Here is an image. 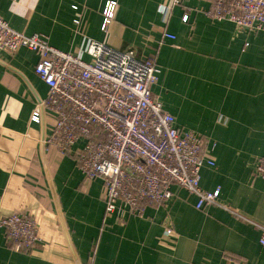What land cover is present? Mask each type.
I'll return each mask as SVG.
<instances>
[{"label": "crops", "instance_id": "0c3cea01", "mask_svg": "<svg viewBox=\"0 0 264 264\" xmlns=\"http://www.w3.org/2000/svg\"><path fill=\"white\" fill-rule=\"evenodd\" d=\"M108 1L119 7L106 32ZM172 2L0 0V17L85 61L92 40L155 60L154 95L179 129L213 147L216 165L202 167L200 182L207 191L220 190L217 203L199 210L194 195L173 185V197L142 219L106 217L102 180H86L74 153L63 155L48 143L49 111L32 121L48 96L34 70L38 55L0 50V219L25 214L39 236L35 246L16 252L0 229V264H264V178L255 169L264 156V32L239 31L198 12L185 24L183 7L163 23L159 6ZM168 227L174 235L166 234Z\"/></svg>", "mask_w": 264, "mask_h": 264}, {"label": "built area", "instance_id": "2783aa9c", "mask_svg": "<svg viewBox=\"0 0 264 264\" xmlns=\"http://www.w3.org/2000/svg\"><path fill=\"white\" fill-rule=\"evenodd\" d=\"M186 1L160 5L162 22H168L174 8L183 7L185 24L198 12L212 21L233 23L239 31L264 32V0H214L195 8L186 7ZM118 7L116 1L106 3L103 31H108ZM21 48L38 55L35 74L48 87L47 99L32 121L39 123L45 109L49 111L53 129L48 143L63 155L74 153L86 180H102L106 217L127 213L142 219L148 208L164 206L173 197V185L194 195L199 210L217 203L220 190L207 191L200 182L202 167L216 165L213 147L200 134L179 129L154 95L160 73L155 60L92 40L86 49L90 60L85 61L52 46L46 37L13 30L0 17V50L14 54ZM79 142L83 146L73 151ZM255 169L264 178V156L256 160ZM0 229L16 252L39 240L35 221L20 212L0 219ZM165 232L174 235L171 227Z\"/></svg>", "mask_w": 264, "mask_h": 264}, {"label": "bare ground", "instance_id": "6f19581e", "mask_svg": "<svg viewBox=\"0 0 264 264\" xmlns=\"http://www.w3.org/2000/svg\"><path fill=\"white\" fill-rule=\"evenodd\" d=\"M258 33V32H257Z\"/></svg>", "mask_w": 264, "mask_h": 264}, {"label": "trees", "instance_id": "16d2710c", "mask_svg": "<svg viewBox=\"0 0 264 264\" xmlns=\"http://www.w3.org/2000/svg\"><path fill=\"white\" fill-rule=\"evenodd\" d=\"M204 210V209H203Z\"/></svg>", "mask_w": 264, "mask_h": 264}]
</instances>
